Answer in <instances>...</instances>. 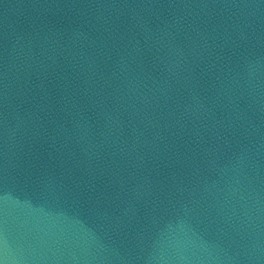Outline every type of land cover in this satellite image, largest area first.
I'll return each mask as SVG.
<instances>
[{
	"label": "water",
	"instance_id": "obj_1",
	"mask_svg": "<svg viewBox=\"0 0 264 264\" xmlns=\"http://www.w3.org/2000/svg\"><path fill=\"white\" fill-rule=\"evenodd\" d=\"M0 264H264V0H0Z\"/></svg>",
	"mask_w": 264,
	"mask_h": 264
}]
</instances>
